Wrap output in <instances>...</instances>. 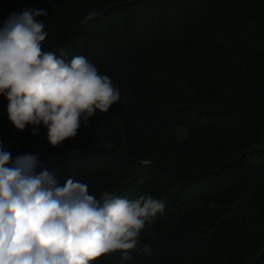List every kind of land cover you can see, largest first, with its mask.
Returning <instances> with one entry per match:
<instances>
[{
	"label": "trees",
	"instance_id": "16d2710c",
	"mask_svg": "<svg viewBox=\"0 0 264 264\" xmlns=\"http://www.w3.org/2000/svg\"><path fill=\"white\" fill-rule=\"evenodd\" d=\"M26 9L47 13L44 52L85 57L120 101L53 147L43 124L16 130L0 95L12 159L35 155L58 183L73 172L98 200L157 198L181 181L126 264H264V0H0V27ZM91 264H120V253Z\"/></svg>",
	"mask_w": 264,
	"mask_h": 264
},
{
	"label": "clouds",
	"instance_id": "9594fccd",
	"mask_svg": "<svg viewBox=\"0 0 264 264\" xmlns=\"http://www.w3.org/2000/svg\"><path fill=\"white\" fill-rule=\"evenodd\" d=\"M46 16L26 9L0 27V95L16 130L43 124L49 144L58 147L78 134L81 120L87 124L120 101V92L85 57L66 61L42 50L48 33L38 18ZM39 166L35 155L12 159L0 144V264H91L117 251L126 264L146 223L163 214L159 199L105 191L98 200L86 184L69 177L60 186L56 174L37 172ZM141 251L150 255L147 245Z\"/></svg>",
	"mask_w": 264,
	"mask_h": 264
},
{
	"label": "rangeland",
	"instance_id": "374dc122",
	"mask_svg": "<svg viewBox=\"0 0 264 264\" xmlns=\"http://www.w3.org/2000/svg\"><path fill=\"white\" fill-rule=\"evenodd\" d=\"M97 161V162H96ZM105 161V163L103 164L106 167H113L111 165V161H108V159H101L98 161V159H95L94 161H91L89 159H84L82 161V168L89 170L90 168H92V166H94V164H99V162H103ZM67 176L71 177L73 180L76 178L75 173L73 172H67L66 173ZM67 176H63L60 181H59V185L63 186L65 184V182L67 181V179L69 177ZM197 188H200V184L198 182L194 183L193 185L187 186L184 188V194H185V199L188 200H192L195 201L197 198ZM183 190V185L181 181H170L167 185H166V192L157 197L156 199L161 200L164 204L167 203L169 200H171L175 194H177L179 191ZM133 192V189L129 191V193H126L127 197L130 196Z\"/></svg>",
	"mask_w": 264,
	"mask_h": 264
}]
</instances>
